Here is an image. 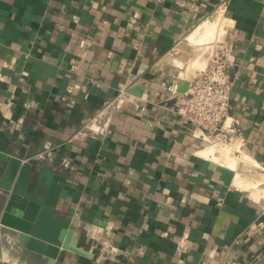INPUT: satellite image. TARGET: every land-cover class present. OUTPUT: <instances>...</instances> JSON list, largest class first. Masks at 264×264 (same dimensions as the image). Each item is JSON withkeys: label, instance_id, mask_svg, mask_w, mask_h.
Segmentation results:
<instances>
[{"label": "crops", "instance_id": "1", "mask_svg": "<svg viewBox=\"0 0 264 264\" xmlns=\"http://www.w3.org/2000/svg\"><path fill=\"white\" fill-rule=\"evenodd\" d=\"M222 2L238 157L172 110L171 53ZM23 164L29 202L57 177L90 255L52 264H264V200L241 187L264 188V0H0V219ZM17 236L0 223V264H47Z\"/></svg>", "mask_w": 264, "mask_h": 264}, {"label": "water", "instance_id": "2", "mask_svg": "<svg viewBox=\"0 0 264 264\" xmlns=\"http://www.w3.org/2000/svg\"><path fill=\"white\" fill-rule=\"evenodd\" d=\"M176 82L177 86H182V88H178L177 92L184 93L187 83L184 82L183 84L180 79H177ZM17 165L18 162L15 160H10L8 163L4 179L6 184ZM214 170L219 175V181L224 186H229L233 178V172L221 166H215ZM30 175V172L27 171V165L23 164L17 182L4 207L0 223L16 231L20 245L45 257L48 261L47 264H52L53 260L62 255L65 250L74 252L77 255L90 256L87 252L69 245L73 233L69 229V222L54 215V209L61 191V185L58 184L57 177L47 176L43 184L46 188L43 199L33 203L24 197ZM26 204H28V211L24 212ZM29 206L33 210L29 209ZM36 209L38 214L34 219Z\"/></svg>", "mask_w": 264, "mask_h": 264}, {"label": "built area", "instance_id": "3", "mask_svg": "<svg viewBox=\"0 0 264 264\" xmlns=\"http://www.w3.org/2000/svg\"><path fill=\"white\" fill-rule=\"evenodd\" d=\"M225 5L226 2H222L217 9L223 12ZM228 54L221 46L203 69L189 77L186 92L173 98L172 110L181 122L213 134L219 143L231 146L238 157L243 142L239 136V124L230 116V84L225 72L229 64ZM125 91V86L119 88L118 96L122 97Z\"/></svg>", "mask_w": 264, "mask_h": 264}, {"label": "bare ground", "instance_id": "4", "mask_svg": "<svg viewBox=\"0 0 264 264\" xmlns=\"http://www.w3.org/2000/svg\"><path fill=\"white\" fill-rule=\"evenodd\" d=\"M208 24V23H207ZM224 27L219 26L218 29L214 27H208V25L202 24L196 28L195 36L192 35L189 39V45H192L194 47L195 52L197 53L193 58H189V56L185 53H178L177 56H175V63L178 69L181 71L184 66L186 65H192L196 64L197 67L203 66V62H205V58L202 55L205 52H209L213 48V44L218 33L220 35L225 32ZM224 36V35H223ZM222 36V37H223ZM219 39V37H218ZM222 41V40H221ZM206 45V47L203 48V46ZM195 62V63H194ZM189 67V66H188ZM193 68V67H192ZM176 69V68H175ZM191 74V73H190ZM187 76H183V71L180 72V80H184ZM220 152H223V150H220ZM228 152V151H227ZM232 156H227L225 159V165L231 169L234 170L236 169L237 165L243 164L244 166H249V163L246 160H241L239 161ZM237 176V175H236ZM240 178V177H238ZM239 181V179H238ZM236 182V181H235ZM241 182V181H239ZM238 182V183H239ZM263 183V179L261 177L255 178L253 182H244L241 183V187L245 189V191H248L255 197V199H263L264 200V188L262 189L260 185Z\"/></svg>", "mask_w": 264, "mask_h": 264}, {"label": "rangeland", "instance_id": "5", "mask_svg": "<svg viewBox=\"0 0 264 264\" xmlns=\"http://www.w3.org/2000/svg\"><path fill=\"white\" fill-rule=\"evenodd\" d=\"M208 23V24H207ZM202 24H205V25H208V27H214L216 29L219 28V26H222V27H226V23H225V20H224V13L223 12H220L217 8H215L213 10V12L210 14V16L206 19H204L202 22H200L197 26H195L193 29H191L186 35L185 37L183 38V40H181V44L171 53V58H170V64L173 66V67H170V70L173 74V76H180V72L183 71V76H187L189 78V76H192L195 72H197L198 70H201L205 67L207 61L209 58H211V56L218 52L220 50V47L224 45L225 43V40H226V37H227V32L226 30L224 29L225 32H223L221 35L220 33H218L217 37H216V40L214 43L216 44H213V48L211 51L209 52H205L203 53L202 55L204 56L205 58V62H203V66H201L200 68L196 66L197 63L195 64H192V65H186L183 67V69L180 71L178 69V67L176 66V63H175V56L178 55V53H185L189 56V58H193L197 53L195 52L194 50V47L192 45H189V39L192 35H196L195 32H196V28ZM224 35V36H223ZM223 36V37H222ZM219 37V39H218ZM222 40V41H221ZM206 47V45L203 46V48ZM189 66V67H188ZM193 67V68H192ZM176 68V69H175ZM191 73V74H190ZM243 188V187H242ZM244 189V188H243ZM245 190V189H244ZM251 194V193H250Z\"/></svg>", "mask_w": 264, "mask_h": 264}]
</instances>
